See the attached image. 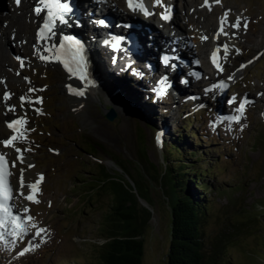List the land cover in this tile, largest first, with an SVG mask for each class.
I'll list each match as a JSON object with an SVG mask.
<instances>
[{"label":"rangeland","instance_id":"rangeland-1","mask_svg":"<svg viewBox=\"0 0 264 264\" xmlns=\"http://www.w3.org/2000/svg\"><path fill=\"white\" fill-rule=\"evenodd\" d=\"M161 1L163 0L159 2ZM192 1L190 0L185 8L182 7L183 0L173 1V6L176 7L181 18L184 11L187 12L188 10V13H193L198 2L201 5L204 2L203 0ZM213 2L212 6L223 9L220 14L222 17H226L227 11H234L237 14V9L247 7L248 13L252 16V26L245 28V21H242V27L249 35H246L242 30L247 37L244 43L248 48L244 47L243 42L240 44L248 54V57H241L243 52L239 45L233 46L231 55L233 56L234 53L238 52L239 61L236 64L229 63V72L219 69L223 74V81L218 86L219 89L210 91L206 98L207 100L203 101L206 111L202 112L201 120L194 123L192 121V125L198 127L196 131L203 137L201 138L203 143L197 142L198 148L205 152L209 151L208 157L212 158L211 161L209 160L210 162L208 160L199 161L196 165L206 168L209 167V164H216L214 175L208 178L205 177V179H210L212 184L221 182V185L224 186L222 189L224 191L230 187H237L231 195L218 194L214 189L207 195L211 208L205 230L209 237L217 232L219 229L217 224L224 216L228 220L235 217L241 218L243 214L240 211L242 210H249L252 213L259 212L264 215V102H257L255 98H252L254 106L251 107L250 103L244 104L243 111L236 113L238 120H223L218 116L221 103L214 99V95L221 89L226 91L227 88H230L235 93V82L238 81L243 84L244 76L250 79L251 84L257 82V77L262 85H256L255 87L245 85L237 88L249 91L260 89L262 91L257 92L259 93L258 96L259 98L264 97V0H214ZM163 4L164 6L167 5L166 2ZM11 5L10 7L14 8ZM113 5L117 7L118 4L114 1ZM154 9L159 11V3ZM215 10H209L213 20L215 19ZM156 11H154L153 15L144 17V19L152 20L150 25L157 29L158 23H162L158 19L154 21L157 18ZM174 12L176 14V11ZM232 12L230 14L234 16ZM15 13H19V11ZM194 16L197 17V14ZM254 18L262 19L255 24ZM185 19L187 23L188 18L185 17ZM3 22L6 25L8 21ZM235 23L227 22V25L231 26ZM159 28L163 30L161 26ZM86 30V27L83 31L80 29L79 33L82 34L87 44L89 40L92 42L93 38L88 36L91 33ZM232 33L229 34L232 35ZM138 34L140 37L143 35L144 38L146 37V44L148 45L147 41H151L152 34L146 31L145 28L138 31ZM96 35L99 34L96 33ZM238 38L243 39L241 36H238ZM18 40L21 41L22 39L15 38L11 41L12 47H16ZM6 44L9 46L8 43ZM26 44L23 45L24 48L27 46ZM93 44L88 43L92 52L96 55L91 66L94 69V73L101 76V87L104 90V94L106 95L108 92L113 94V90L118 89L117 94L120 93L123 99H131L135 105L145 109L147 112L149 111L150 116L157 117L156 113L153 114L155 106L149 105L141 96L138 97L137 93H134L136 88L129 81L121 84L113 82V76L120 74L121 77L128 78L130 70H133L132 66L128 68L125 66L124 68L122 64H119L113 68L109 63L117 60V57H110L111 53L109 54L107 48L101 50L97 40ZM142 44L141 42L143 49ZM23 54L25 56L29 54L27 59L32 58L30 61H23V65L25 64V68L35 78H32L33 81L31 82L27 74L18 75L16 80L23 84L24 88L20 92L11 95L13 100L12 111H16L18 114H25L28 117V125L22 129L23 133L19 136L20 140L17 145L25 144V151L36 150V155L33 156L34 159L24 161V159H17L15 148L11 149V151L13 152V160L18 166L23 163L31 169L35 165L36 167L32 170L35 171L37 169L40 171L38 183L35 182L36 188L29 194L33 196V200L29 201L32 203L30 211H34L40 222H38L37 218L36 221L42 229L46 230V235L39 237L31 245L22 246V249H30L23 256L16 257V254H7V257H3L0 251V260L3 259L4 261H0V264H76L70 262L72 260L70 259L71 256H74L80 264H86V259H91L92 261L96 259L95 250L101 242L103 243L106 240L102 236L103 231L100 230V227L112 201L111 193L103 189L100 191L98 188L103 175L98 176L96 170L101 168L104 169L106 176H115L118 177L117 181L120 180L128 183V185L130 184V191L134 194L138 209L141 211L142 207V209L145 208L146 210V214L144 213L143 231L140 236L143 241L141 264H165L170 239V206L167 192L162 187L163 182L160 185L155 178L158 177L159 173H163L164 164H166L164 160L172 156L165 155L166 158H164L162 153L154 147L155 145L152 142L154 130L143 122L135 109L132 108L130 110V112L132 111L135 114L130 113L129 115L127 109L123 111L117 105L116 99H120V96L116 99L110 98L120 111L111 120L103 113L102 101L93 103L89 99L90 103L88 102V106L81 107L80 101L75 97L78 104L73 105L64 82L68 79L62 80L65 75L54 65L55 63L38 61L34 53L30 54V50ZM224 56L229 58L230 54H224ZM232 62H236V59H233ZM5 63L4 65H6ZM18 65L20 66V63ZM242 65L244 67H241ZM36 67L37 69H35ZM6 68L3 67L5 72L8 71L12 77L16 76L14 62L11 67L8 64ZM55 69H58L61 75ZM245 72L247 75H245ZM20 73H25V71L22 70ZM210 75L213 74L211 73ZM4 80L7 81L5 87L8 88L10 86L13 90L18 91V86H12L11 78L6 77ZM150 81H153V75H149V78H147V82ZM224 81H226L225 85H223ZM192 87L191 85L190 88ZM2 89L4 90L5 88H0V91ZM29 89L33 91H29ZM174 90L175 93L180 92V88H174ZM99 91L103 92L101 89ZM245 93L254 94L256 92ZM230 95L233 98H237L242 94L237 91L236 94ZM106 96L109 98L110 95ZM21 97H25L23 104ZM169 99L171 100L170 97ZM211 100H215V103ZM196 101H193L189 107L186 106L187 108H179V106L169 108L170 127L179 131L181 121L185 120L183 119L184 116H187L185 114L189 113L187 110H191L190 114H194L195 111H199L202 108ZM118 103L121 104L120 101ZM164 103L170 104V102ZM158 108L161 109L160 107ZM84 110L91 117L87 121H84L80 113V111ZM133 115H137L141 121L136 116L133 118ZM4 117V115L1 116L3 119ZM229 117L234 116L231 113ZM162 123L166 122L162 121ZM29 133L31 135L26 139ZM165 133L164 136L171 132L168 130ZM210 136H213V141L209 140ZM140 140L141 142H139ZM92 143H95V147L96 144L99 145L97 149L92 147ZM139 145L141 147L145 145L143 153L139 151ZM53 146L58 149L54 150ZM19 150L21 151V148ZM23 154L26 155V152H21L20 155ZM92 156H99L103 161L111 158L113 165H111L112 163L107 165L102 162L105 165L101 167ZM143 157H145V161L142 160ZM21 167L24 171L25 166L21 165ZM124 167L127 168V171L124 170ZM43 169L44 172H42ZM16 170H18V167ZM17 178L20 180L19 177ZM43 178L45 181H43ZM136 179L143 181L145 189H147L148 201L138 196L136 189L132 186ZM17 184L18 182L15 178V185L17 186ZM38 192L41 194V198L36 196ZM20 201H23L22 207L27 206V203H29L25 202L23 197L20 198ZM263 215H260V222H258L259 231H254V226H249L250 228H246L247 230L245 229L240 233L238 241L228 244L230 255L227 256L231 257L230 261L233 262L232 264H242V262L243 264H264ZM32 231L35 234L36 229ZM67 232L70 234L67 243H65V238L62 236H67V234L65 235ZM73 236L76 239L73 240ZM52 257L53 260H51ZM225 258L227 259V257Z\"/></svg>","mask_w":264,"mask_h":264},{"label":"trees","instance_id":"trees-1","mask_svg":"<svg viewBox=\"0 0 264 264\" xmlns=\"http://www.w3.org/2000/svg\"><path fill=\"white\" fill-rule=\"evenodd\" d=\"M186 143L183 134L178 141H168L166 155L172 157L167 159L163 173L155 178L160 185L163 182L170 206V239L165 264H232L231 257L227 256L230 255L228 244L238 241L240 233L249 226L257 231L263 213L242 210L241 218L228 220L224 216L217 224V232L209 237L205 230L211 208L207 195L214 186L202 174H209L214 167L197 166V161L207 160V155L202 149L198 153L191 145L188 149ZM186 157L189 160H185ZM142 160L145 161V157ZM96 171L98 176L103 175L98 188L111 193L112 201L100 227L106 240L95 250L96 259L88 264H141L143 241L140 236L146 210L138 209L130 184L117 181L118 177L106 176L102 168ZM132 186L138 196L148 199L143 181L136 179Z\"/></svg>","mask_w":264,"mask_h":264},{"label":"bare ground","instance_id":"bare-ground-1","mask_svg":"<svg viewBox=\"0 0 264 264\" xmlns=\"http://www.w3.org/2000/svg\"><path fill=\"white\" fill-rule=\"evenodd\" d=\"M114 1L118 4L117 7L115 5H113ZM211 1L212 0H206V2H207L206 4H208V7H210V8L212 7ZM78 2L80 4H81V2L83 3L82 11H84V15H81L79 18H74L75 20L78 19L77 22H74L72 24V26L67 29V31L70 32V33H75L76 35H80V37H81V39L83 41H84V37L82 36L81 33H79L80 29H82V31H83V29L85 27L86 28L88 27L87 24L90 22V20L91 21L92 20L93 21L96 20L97 8H100V7L103 8V9H106L109 12H111L112 15L114 16V21L117 20V19L125 18V17H127L126 14H129V15L135 17L137 22L141 23V28L138 29V31H141L144 28L143 21L140 20L141 16L138 13L133 12V11L130 10V8L128 7V5L126 3V0H122V1H117V0H78ZM137 2H138V0H133L134 6H135V4ZM189 2H190V0H183V4H182L183 8H185V6ZM191 2H193V1L191 0ZM142 3H143V7H144L145 11L147 12V15L145 17H149V16L153 15L154 12L150 13L148 11V9L149 8L154 9V7H156V5H158L157 1L156 0H142ZM159 3H164V2L161 1ZM166 3H167V5L164 6V13L163 14L173 15V11H174V7L172 5L173 1L172 0H168ZM14 5L15 4H12L11 6L14 7ZM190 6H192V5H190ZM211 11H212V9H211ZM221 11H223V10H221ZM215 13H216L215 16H214L215 19L213 20V18L210 16L208 10L205 9L204 6H202L200 8H197V5H196L195 6V10H194L193 13L192 12L188 13V10H187V12L184 11L185 17L188 18L187 23H185V22L180 23L179 20H178L179 16L176 13L175 17L173 19V22H172V27L183 28L184 30H188V31H193V28H194V29H196L195 33H198L199 35H201V34H206L208 32H211L213 29L216 30L218 28V26H221V29H223L222 31L220 30L221 32H224L225 34H229V33L231 34L233 32L232 35L234 37L241 36L244 40H247V37H246L245 34H243L242 30L238 31V30H235V29H232V28L231 29H227L226 27L223 26L225 20L221 19V17L217 16L218 13H220V11L218 9L215 10ZM98 14H101L100 10L98 11ZM195 14H197V17L194 16ZM36 17H37V15L33 14L32 10L29 7H27V6H23L22 10H19V13H15L14 15H11V16L10 15L0 16V37H2L4 39L5 44L6 43L9 44V46L6 44L8 49L4 48V50L0 51V81H2L4 84L7 83V81L4 80V78H6V77L12 78L10 73L8 71H7L8 73L5 72V70L3 69L4 62H6L5 64H7V65L9 64V67H11L13 62H14V61L10 62L9 56L7 54H5V51L6 52L8 51L11 54H15L16 56L18 55L20 58L25 57V59H27L29 54L28 55L26 54L27 56H25L22 52H20L18 47L19 46H23L26 43H28L33 49L38 50V54H40V55L49 56V54L51 53V51H50L51 50L50 41L49 42L44 41V40L41 41L40 39L36 38V35L34 33H31L32 32L31 31V28H32V25H31L32 21L31 20L36 19ZM153 20H154V18H153ZM158 20H160V22L164 26L167 25V19H158ZM176 20H177V22H176ZM227 20H229V21L234 20V16L231 15L230 12H229V15L227 17ZM3 21H8V22H6V25H4ZM148 21H150V23L152 22V20H148ZM221 21H223V23H221ZM150 23H149L148 27L152 30V32L155 31V32H153V34H159L157 29L154 28V26L150 25ZM213 23H214V27H213ZM109 29H110L109 34H108V36H106V40H105V42H107L106 46H107V49L109 51V54L110 53L112 54V55L110 54V57H117L116 58L117 60L111 61L113 64L112 63H109V64L111 66H113V68L117 67L119 64L120 65L122 64V66H124V68H125V66H126V68L130 67L131 66L130 63H126L124 61V59H122L121 56L116 53V50L114 48L110 47V42H111L113 36L115 34H117V30L115 29V26L114 27L112 26ZM122 30L128 31L129 29L126 28V27H123ZM138 31H137V33H138ZM90 33H91L90 35H88V34L87 35L89 37L93 38V41L91 42V40H89L87 42V45H88V43L94 45L93 43L96 40H97V43L99 44L98 40L103 38V35L102 36L96 35L97 32L95 30H92ZM110 34H112V35H110ZM173 34H175V32H173ZM143 36H141V37L138 36L139 37V45L135 48V50H133L132 54L130 55V57H134V60H132V61H136V63H138V62L142 63L143 60H144L143 58L151 59L153 54L160 47L168 44V42H169V39H167L168 41L158 40V41L153 42V45L152 44L149 45L151 41H147L148 42V45H147L146 44V37L144 38ZM152 37H154V36H152ZM178 37H179V35L177 34L176 38L179 41L180 40L183 41V46H180V44L175 43V44H172L169 47H173L174 50L177 51V54H179V55L180 54L184 55L186 53H189L190 55H193L194 54V48L189 50L187 48V46H186L187 45L186 42H184V37L183 36L179 37V38ZM15 38H21L22 40L21 41L18 40V43H17L16 47L14 48V47H12V44H11L12 42L11 41L14 40ZM87 39H89V38H87ZM217 39L218 40H215L213 42L214 45L210 44L211 42H209V41L203 42V44L200 45V48L198 49V51L201 54V56H203V54L205 55L208 50L211 51L212 47L215 46V49H216L215 50V55H216L215 56V63H219V66H220V63H222V59H221L222 55H220L219 53L222 50H223V52H227L228 51V47H227V43H224V47L223 48L218 46V42H220V43L223 42V38L219 37ZM141 42L143 43L142 44L143 45V49H142V46H141ZM208 45H211V47H209ZM150 46H152L153 49H150ZM0 47H2V45H0ZM30 53H31V50H30ZM92 53L93 52H92V50L90 48V57H89L90 63H92L93 59H95V56H96V55H94V53H93V56H92ZM209 56H210V54L208 55V58H209ZM202 64H203V66L206 69H209L210 67L212 68V65L209 63L208 60H203ZM176 66L177 67H175V71L173 73H171V74L170 73H166L167 76H171V78L169 77L171 82L175 81L174 79H175L176 74H180L181 70H182L180 62ZM155 68H156V65H155V63H153V67L150 70L151 71L150 75H153V77L155 75L154 74ZM14 70L16 71V74H17V72L20 73V71H22V70H17L16 68ZM213 73L216 75V81H221L222 80V79H220L221 78L220 77L221 74L219 73V71L217 69ZM99 77H101L100 74H99ZM100 80H101V78H100ZM67 85H68L69 90H71V91H73V85L74 86L75 85L78 86L76 83H73V80H72L71 77L68 78ZM5 86H4V88H7ZM187 89H188V86L185 85L182 88H180V92H176L175 93V91H173L174 96L177 97V98H180L181 95L184 96V95L188 94L189 92L187 91ZM217 89H219V87H217L215 90H217ZM4 90L2 89L0 91V103L1 102L2 103L3 102H8V100H9V98L5 99V95H3V91ZM79 93H81V92L79 91ZM108 94H109V92H108ZM90 96L91 95H89V97ZM79 98L81 99L80 102L83 101L84 107H87L88 106V100L84 99L83 95H79ZM71 100H72L73 105H77L78 104L76 100H74L72 98H71ZM80 113L83 116L84 121H87L88 118H91L89 113L87 111H85V110L84 111H80ZM3 130H5V128L3 129V127H1V125H0V133ZM21 156L22 157L23 156L26 157L24 154L21 155ZM23 174H24V179H25L26 183H27V181H33V180L37 181V177H36V175H35V173L33 171H29V170L25 169L23 171ZM20 176H21V174L18 175L19 178H20ZM19 185H20V183H19ZM19 187L21 188V186H19ZM22 191L25 194H27L29 192L28 188L21 189V192ZM34 194H35V192H34ZM25 202H26V200H25ZM8 213L9 214H5V215H2L0 213V215L4 216V219L5 218H7V219L17 218L16 219V224H21V222H23V229L25 228L26 224L30 225V223L27 220V216H19V215L16 214V211L14 212L13 210L8 212ZM12 227L13 228L15 227V225L13 223H12Z\"/></svg>","mask_w":264,"mask_h":264},{"label":"snow or ice","instance_id":"snow-or-ice-1","mask_svg":"<svg viewBox=\"0 0 264 264\" xmlns=\"http://www.w3.org/2000/svg\"><path fill=\"white\" fill-rule=\"evenodd\" d=\"M17 5H19L21 3V0H16ZM126 3L128 5V7L130 8V10L132 11H144L145 14H147V12L145 11L144 7H143V3L142 0H138V2L135 4L133 3V0H126ZM157 3H159V0H157ZM53 4L55 5V9L56 12L61 13V17H60V22L64 23V19H63V15H67L69 13L72 12V8L67 4V3H61L60 0H37V4L36 6L33 8V11L36 15H40L41 12L46 11L47 13V18L45 21V25L44 28L41 29V32H43L45 29L49 32H51V27H49V25L51 24V19L55 18V13L53 12ZM226 15V14H225ZM162 19H168V16H162ZM99 23L103 24V21H99ZM221 23H223V21H221ZM232 27L234 28H238L240 27V20L239 18L237 19V22L235 24L232 25ZM244 27L247 28V23L244 24ZM223 29H221L222 31ZM38 38H39V33H38ZM66 40H71V37H65ZM213 56L215 57V53H213ZM41 59H44V57H40ZM18 60H20L19 57H17ZM213 63L215 64V59L213 60ZM21 67H23V61H21ZM241 67H244V65H242ZM29 91H33L32 89H29ZM79 95H82L83 93H78ZM160 95H163V89H161ZM8 98V93H5V99ZM25 100V97H21V101L22 104ZM39 102V101H37ZM246 103V102H244ZM244 103H241L240 108L237 109L238 112H242L243 108H244ZM226 119H230V120H238V117H227ZM21 123V121L17 120V121H13L11 123L8 124L9 128L13 127V124H19ZM15 131V129H14ZM17 139L16 136L11 137L9 140L7 141H3L5 146H11L13 141H15ZM157 141L159 142V136L157 137ZM17 152H19V149H16ZM17 159L22 160V157H17ZM5 164L6 161L4 160L3 157H0V212H4L5 214H9L8 213V209L7 207H5V201H7L8 199H10V188L7 187L6 185V181H5ZM14 166V165H13ZM29 167H31V165H29ZM42 179V177H41ZM20 186L21 189L24 188H29V189H33L35 190L36 188V183H38V181L36 183H32V184H28L26 183L25 179H24V174L23 171L21 172V176H20ZM21 195L24 197V199L26 200H33V196L32 195H27L25 194L23 191L21 192ZM34 202H38V201H34ZM25 213H27L28 209L25 208ZM16 219L17 218H13V224L15 225V227L12 229V233L13 235H23L24 231H23V222H21V224H16ZM32 217L28 216L27 220L31 221ZM4 226V221L0 220V227ZM34 227V226H33ZM19 230V231H18ZM44 231H46L45 229H38L36 232L37 236H40ZM30 251V249L25 248L23 249L21 252H19L18 254L20 256H23L26 252Z\"/></svg>","mask_w":264,"mask_h":264},{"label":"water","instance_id":"water-1","mask_svg":"<svg viewBox=\"0 0 264 264\" xmlns=\"http://www.w3.org/2000/svg\"><path fill=\"white\" fill-rule=\"evenodd\" d=\"M107 117L109 119H113L115 117V114L112 111H110L109 113H107Z\"/></svg>","mask_w":264,"mask_h":264}]
</instances>
